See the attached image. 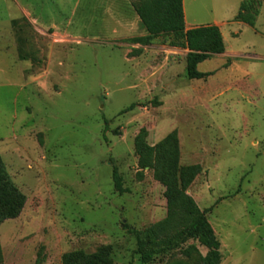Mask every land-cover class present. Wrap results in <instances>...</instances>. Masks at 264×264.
Returning <instances> with one entry per match:
<instances>
[{
	"label": "rangeland",
	"instance_id": "rangeland-1",
	"mask_svg": "<svg viewBox=\"0 0 264 264\" xmlns=\"http://www.w3.org/2000/svg\"><path fill=\"white\" fill-rule=\"evenodd\" d=\"M146 1L0 0V157L26 199L0 224V264L105 249L111 264H143L130 232L147 235L168 210L139 168L142 130L152 147L176 131L180 165L202 167L188 194L209 211L221 264H264V0L255 27L235 22L247 0H183L187 29L216 23L224 38L226 53L198 67L205 80L187 78L184 32L143 30ZM207 253L191 241L149 264Z\"/></svg>",
	"mask_w": 264,
	"mask_h": 264
},
{
	"label": "trees",
	"instance_id": "trees-1",
	"mask_svg": "<svg viewBox=\"0 0 264 264\" xmlns=\"http://www.w3.org/2000/svg\"><path fill=\"white\" fill-rule=\"evenodd\" d=\"M253 0L240 5L235 18L236 23L255 27L259 11ZM141 26L147 34L160 36L185 33L189 53L186 56V75L189 80H205L211 73L198 71L200 64L226 52L224 38L216 25H206L186 30L183 0H148L137 10ZM135 104L123 113L135 109ZM147 132L142 130L136 140V153L141 170L151 169L154 178L165 188L167 218L152 227L148 234L139 231L130 232L137 241V254L143 264H149L156 255L179 250L185 244L194 241L208 250L200 264H221V243L210 225L208 210H201L188 190L202 175L200 165L182 167L180 165V145L176 131L169 134L156 146L146 143ZM114 189L120 195L129 193L123 186L122 178L116 168L112 173ZM26 199L12 183L0 157V224L16 219L25 207ZM198 253L195 247L184 251L186 256ZM41 256V255H40ZM110 251L105 249L95 255L72 253L64 258V264H111Z\"/></svg>",
	"mask_w": 264,
	"mask_h": 264
},
{
	"label": "crops",
	"instance_id": "crops-1",
	"mask_svg": "<svg viewBox=\"0 0 264 264\" xmlns=\"http://www.w3.org/2000/svg\"><path fill=\"white\" fill-rule=\"evenodd\" d=\"M239 9H240V8H239ZM214 25H216V26H218V27L220 28V25H218V24H216V23H215ZM193 28H195V27H193ZM193 28H191V29H193ZM186 30H190V29H187V28H186ZM225 53H226V52H225ZM222 56H223V55H222Z\"/></svg>",
	"mask_w": 264,
	"mask_h": 264
}]
</instances>
